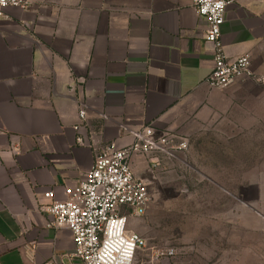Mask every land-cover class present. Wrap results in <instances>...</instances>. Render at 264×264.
Here are the masks:
<instances>
[{
  "label": "crops",
  "instance_id": "0c3cea01",
  "mask_svg": "<svg viewBox=\"0 0 264 264\" xmlns=\"http://www.w3.org/2000/svg\"><path fill=\"white\" fill-rule=\"evenodd\" d=\"M28 1L0 18V264H82L71 231L48 226L44 193L63 199L107 144L127 146L145 127L189 137L257 120L264 82L207 84L214 56L194 0ZM222 40L264 76V0L229 5ZM177 159L135 155L131 166L153 195ZM119 211L144 234L141 216Z\"/></svg>",
  "mask_w": 264,
  "mask_h": 264
},
{
  "label": "rangeland",
  "instance_id": "374dc122",
  "mask_svg": "<svg viewBox=\"0 0 264 264\" xmlns=\"http://www.w3.org/2000/svg\"><path fill=\"white\" fill-rule=\"evenodd\" d=\"M260 84L255 91L264 99ZM257 117H230L194 136L177 133L188 148L166 156L179 160L163 183L152 186L139 218L147 242L141 262L264 264L263 111ZM170 248L174 255L154 259L156 250Z\"/></svg>",
  "mask_w": 264,
  "mask_h": 264
},
{
  "label": "built area",
  "instance_id": "2783aa9c",
  "mask_svg": "<svg viewBox=\"0 0 264 264\" xmlns=\"http://www.w3.org/2000/svg\"><path fill=\"white\" fill-rule=\"evenodd\" d=\"M236 0H194L196 12L207 22L205 42L213 52V68L207 84L215 89H227L239 80L264 82L252 68L249 55L236 58L227 56L222 40L225 12ZM8 7L27 10L28 0H0V18ZM79 116L84 119L82 107ZM135 140L127 146L115 142L107 144L96 157L83 180L65 189V197L57 198L53 190L44 193L50 200L47 211L51 215L49 227L68 228L74 239L73 256L82 264H143L137 258L147 247L146 239L130 232L127 215L120 207L129 208L142 216L150 201L147 184L135 176L131 162L135 155L172 156L188 148V142L171 131L156 132L145 127L135 132ZM173 248L159 249L154 259L174 255ZM42 264H59L50 260Z\"/></svg>",
  "mask_w": 264,
  "mask_h": 264
}]
</instances>
